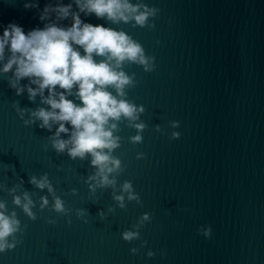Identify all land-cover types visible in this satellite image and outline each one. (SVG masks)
<instances>
[{"label": "water", "instance_id": "1", "mask_svg": "<svg viewBox=\"0 0 264 264\" xmlns=\"http://www.w3.org/2000/svg\"><path fill=\"white\" fill-rule=\"evenodd\" d=\"M143 2L160 9L150 21L154 29L109 25L81 14L87 23L125 31L155 57L156 70L150 73L135 64L124 67L135 73L137 84L128 89V99L145 107L141 120L147 128L143 143L134 145L128 138L135 129L120 124L121 147L113 153L124 169L118 182L131 181L142 203L128 202L122 210L110 189L91 193L84 183L92 172L89 161L57 155L47 140L52 133L25 127L12 102L22 108L43 105L39 97L29 101L27 92L17 96L7 76H0V184L11 188L22 178L38 201L47 191L28 179L47 172L72 209L68 224L69 217L50 206L40 211L38 202L35 221L15 208L27 228L15 249L0 253V264H264V0ZM24 3L0 0V35L11 22L25 33L43 28L40 12L56 0H38L39 9L26 10ZM73 10L78 11L75 4ZM60 23L70 26V20ZM170 121H179V127L170 128ZM172 131L180 138L170 139ZM141 152L146 158L136 159ZM0 199L14 208L6 191H0ZM76 209L88 210V223L76 217ZM100 210L106 213L103 220ZM144 213L152 219L140 229L141 238L125 242L121 233ZM48 218L56 223H47ZM209 225L212 234L205 238L198 229ZM133 247L139 249L136 255ZM149 250L156 255L147 257Z\"/></svg>", "mask_w": 264, "mask_h": 264}, {"label": "clouds", "instance_id": "2", "mask_svg": "<svg viewBox=\"0 0 264 264\" xmlns=\"http://www.w3.org/2000/svg\"><path fill=\"white\" fill-rule=\"evenodd\" d=\"M73 4L78 11L73 10ZM23 6L26 10L39 9L38 0H25ZM159 13V8L149 7L143 0H71L68 4L56 0L55 6L46 4L40 12L43 28L25 33L20 25L11 22L0 35V76H7L8 85L17 96L27 92L29 101L35 103L39 97L43 105L22 108L19 101H13L12 107L23 125H36L52 133L47 140L57 155L67 154L74 161H89L92 172L84 178L89 191L95 194L97 189H110L112 199L122 210L128 202L141 204L142 201L131 181L118 182L124 169L122 161L113 154L121 147L122 137L117 133L122 130V123L135 129L136 134L128 138L135 145L143 143L142 133L147 128L141 120L145 107L128 99V89L137 84L135 73L129 75L124 67L135 64L150 73L156 70L155 57L147 55L143 46L125 31L87 23L81 19V14L86 17L94 14L109 25L131 23L133 28L154 29L156 25L150 21ZM65 20H70V26L60 23ZM25 79L27 83L22 85ZM169 127L178 128L179 121H170ZM155 130L166 134L160 125H156ZM180 135L172 131L170 139H179ZM145 158L144 153H137L136 159ZM28 183L40 191L46 190L48 195L39 196L35 201L33 197L37 193L24 189L22 178L11 188L0 184V191H6L14 205L9 210L8 202L0 199V253L15 249L21 242L19 237L26 231L27 225H21L15 208L35 221L37 216L33 209L38 202L40 211L50 206L52 212L69 217L68 224L72 222V209L57 195L47 172L39 177L30 175ZM70 191L75 195L77 190ZM115 210L108 208L109 213ZM75 214L88 223L87 209H76ZM97 215L102 220L106 218L103 210ZM151 219L150 213L142 214L131 230L121 233L122 239L129 243L139 240L140 229ZM46 222L56 223L52 218ZM198 232L210 238L212 228L201 226ZM146 244L142 241L141 247ZM130 252L136 255L139 249L133 247ZM146 255L151 258L156 253L149 250Z\"/></svg>", "mask_w": 264, "mask_h": 264}]
</instances>
